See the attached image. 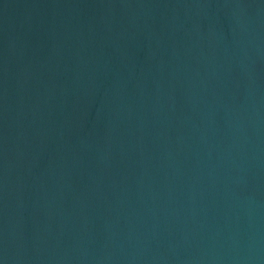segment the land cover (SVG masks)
Listing matches in <instances>:
<instances>
[{
	"label": "water",
	"instance_id": "obj_1",
	"mask_svg": "<svg viewBox=\"0 0 264 264\" xmlns=\"http://www.w3.org/2000/svg\"><path fill=\"white\" fill-rule=\"evenodd\" d=\"M0 264H264V0H0Z\"/></svg>",
	"mask_w": 264,
	"mask_h": 264
}]
</instances>
